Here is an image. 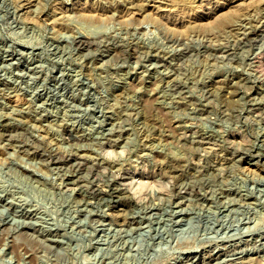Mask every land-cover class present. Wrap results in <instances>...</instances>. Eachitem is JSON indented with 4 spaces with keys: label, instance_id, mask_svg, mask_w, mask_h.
Returning a JSON list of instances; mask_svg holds the SVG:
<instances>
[{
    "label": "rangeland",
    "instance_id": "1",
    "mask_svg": "<svg viewBox=\"0 0 264 264\" xmlns=\"http://www.w3.org/2000/svg\"><path fill=\"white\" fill-rule=\"evenodd\" d=\"M0 264H264V0H0Z\"/></svg>",
    "mask_w": 264,
    "mask_h": 264
},
{
    "label": "bare ground",
    "instance_id": "2",
    "mask_svg": "<svg viewBox=\"0 0 264 264\" xmlns=\"http://www.w3.org/2000/svg\"><path fill=\"white\" fill-rule=\"evenodd\" d=\"M84 39V38H83ZM126 195V194H125Z\"/></svg>",
    "mask_w": 264,
    "mask_h": 264
}]
</instances>
